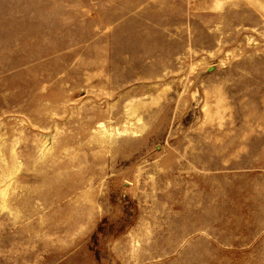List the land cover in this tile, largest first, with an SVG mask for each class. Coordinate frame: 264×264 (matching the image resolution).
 I'll return each mask as SVG.
<instances>
[{
	"label": "rangeland",
	"instance_id": "374dc122",
	"mask_svg": "<svg viewBox=\"0 0 264 264\" xmlns=\"http://www.w3.org/2000/svg\"><path fill=\"white\" fill-rule=\"evenodd\" d=\"M0 264H264V0H0Z\"/></svg>",
	"mask_w": 264,
	"mask_h": 264
}]
</instances>
